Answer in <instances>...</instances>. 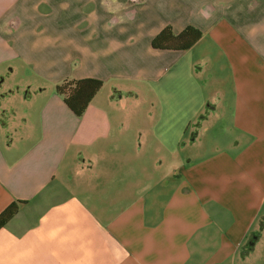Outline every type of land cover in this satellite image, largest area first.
I'll use <instances>...</instances> for the list:
<instances>
[{"label": "crops", "instance_id": "1", "mask_svg": "<svg viewBox=\"0 0 264 264\" xmlns=\"http://www.w3.org/2000/svg\"><path fill=\"white\" fill-rule=\"evenodd\" d=\"M12 202L0 264H264V0H0Z\"/></svg>", "mask_w": 264, "mask_h": 264}, {"label": "trees", "instance_id": "2", "mask_svg": "<svg viewBox=\"0 0 264 264\" xmlns=\"http://www.w3.org/2000/svg\"><path fill=\"white\" fill-rule=\"evenodd\" d=\"M199 35V31L191 26H187L178 35H173L170 28L166 27L152 39L151 44L154 48L186 49ZM101 84L102 81L95 78L65 79L55 85V92L62 97L74 114L80 116ZM17 209L18 202H12L0 212V227L16 213Z\"/></svg>", "mask_w": 264, "mask_h": 264}]
</instances>
